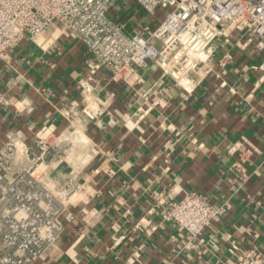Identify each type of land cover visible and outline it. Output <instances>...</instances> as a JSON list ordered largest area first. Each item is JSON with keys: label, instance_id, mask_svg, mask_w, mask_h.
Here are the masks:
<instances>
[{"label": "crops", "instance_id": "crops-1", "mask_svg": "<svg viewBox=\"0 0 264 264\" xmlns=\"http://www.w3.org/2000/svg\"><path fill=\"white\" fill-rule=\"evenodd\" d=\"M131 7L115 10L129 34L146 18ZM248 40L236 33L189 94L155 64L134 82L112 80L57 27L0 57V151L48 143L35 177L75 186L65 233L35 264H235L264 253V51ZM192 192L221 210L204 244L164 219L170 196Z\"/></svg>", "mask_w": 264, "mask_h": 264}, {"label": "built area", "instance_id": "built-area-1", "mask_svg": "<svg viewBox=\"0 0 264 264\" xmlns=\"http://www.w3.org/2000/svg\"><path fill=\"white\" fill-rule=\"evenodd\" d=\"M131 5L146 16L133 34L125 32L122 15L115 12ZM53 27L79 40L92 68L107 69L114 81L134 82L137 68L155 64L189 94L236 33L264 51V0H0V57ZM255 69L264 71V60ZM83 112L89 115L86 107ZM49 146L13 142L0 151V264H35L65 233L62 216L75 186L45 185L34 175ZM220 214L192 192L180 200L170 196L164 219L189 242L204 244ZM235 264H264V253L240 252Z\"/></svg>", "mask_w": 264, "mask_h": 264}, {"label": "rangeland", "instance_id": "rangeland-1", "mask_svg": "<svg viewBox=\"0 0 264 264\" xmlns=\"http://www.w3.org/2000/svg\"><path fill=\"white\" fill-rule=\"evenodd\" d=\"M134 2V0H132Z\"/></svg>", "mask_w": 264, "mask_h": 264}]
</instances>
